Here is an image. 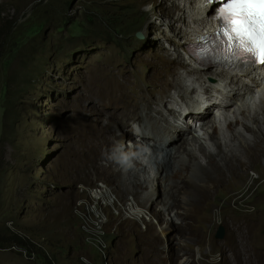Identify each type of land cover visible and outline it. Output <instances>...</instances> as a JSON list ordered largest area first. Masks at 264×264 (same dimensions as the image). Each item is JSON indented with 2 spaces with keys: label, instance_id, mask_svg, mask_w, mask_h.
Returning <instances> with one entry per match:
<instances>
[{
  "label": "rangeland",
  "instance_id": "374dc122",
  "mask_svg": "<svg viewBox=\"0 0 264 264\" xmlns=\"http://www.w3.org/2000/svg\"><path fill=\"white\" fill-rule=\"evenodd\" d=\"M151 1L156 0H0V264H48L44 254L56 264H83V258L99 263V254L84 244L81 222L75 216L76 200L83 196L79 186L98 182L110 185L124 205L133 196L145 213L109 216L110 264H224L225 255L235 254L243 264H264L263 144L258 142L257 155L239 153L242 166L232 162L236 176L216 184L203 180L210 186L206 188L210 197L195 213L191 210L183 216L181 208L169 209L172 222L160 200L165 213L158 209V201L142 200L152 183L136 180L142 183L138 192L119 185L130 180L110 159L122 154L131 161V153L139 155L140 138L135 133L121 144L119 129L110 126L112 147L100 145L98 155L82 150L87 141L83 129L98 133V111L106 113L95 110L84 95L82 78L88 68L113 58L110 67L118 83L128 73L132 83L142 84L145 67L132 62L137 52L149 45L159 60L163 48L174 58L165 39L172 12L158 5L165 13L151 10L147 5ZM136 31L142 32V40L136 38ZM171 66L175 72L169 79L186 74L184 66L167 63L164 72ZM97 92L96 85L90 88L92 96H99ZM97 107L102 108L101 103ZM81 118L84 126L76 134ZM131 123L136 122L128 123V131ZM233 128L252 138L240 125L234 123ZM233 128L226 125L219 133L229 137ZM229 150L241 152L238 144ZM197 155L204 165L200 152ZM141 163L146 171H157L154 163ZM193 179L188 184L192 199ZM219 226L225 229L221 240L215 238ZM30 241L39 243L41 252ZM237 263L234 256L233 264Z\"/></svg>",
  "mask_w": 264,
  "mask_h": 264
},
{
  "label": "bare ground",
  "instance_id": "6f19581e",
  "mask_svg": "<svg viewBox=\"0 0 264 264\" xmlns=\"http://www.w3.org/2000/svg\"><path fill=\"white\" fill-rule=\"evenodd\" d=\"M147 5L151 7V10H157L160 14L165 12L156 8V5L163 6L172 12V17L167 24L169 34L165 35V39L170 49L173 50L174 58H170L168 51L163 48L164 54L159 60L158 54L149 45L143 51L137 52L132 58V62L145 67L142 84L132 83L128 73L118 83L110 67L113 58H104L95 67H89L82 78L84 95H88V100L95 110L98 108L106 113L97 110L100 121L95 123V126L99 129L98 133L83 129L82 137L86 136L87 141L82 143L84 146L82 150H86L92 155H98L100 145H104L107 150L112 147L110 126L119 129L121 144L124 139L132 138L135 133L140 138L139 155L131 153L134 157L131 161H128L127 157L122 154L118 157L114 155L110 159L116 164V170L126 172L127 179L130 180V182L124 180L119 185L123 190L138 192V189L142 188V183H136V180L142 179L144 182L152 183L151 190L141 196L142 200L146 203L158 201L156 205L158 209L162 210L159 205L160 200L165 206L166 216L172 222L174 221L173 211L171 212L169 209L177 206L182 209V215L191 210L195 213L200 203L209 199L210 190H206V188H210V186L203 180L209 178L210 184H216L226 176L234 177L237 169L232 165V162H238L241 167L240 154L249 157L259 153L258 142L264 145V137L260 138V135L263 136L264 133L261 127V124L264 125V88L260 86L254 73L236 77L217 67H200L190 58L185 47L192 44L197 34H202V30L209 25V20L200 16L201 10H205L206 7L199 8L198 0H171V4H168L167 0H156L148 2ZM167 14L169 13L167 12ZM177 21L180 27L176 24ZM149 42L153 44L154 40L149 39ZM106 53H108V49ZM182 59L185 60V64ZM166 63L184 66L186 74L182 78L179 76L169 79L168 75L175 72V69L171 66L164 72ZM192 75H195L194 80L189 79ZM248 78L250 82H247ZM249 84L253 87H250ZM95 85L98 88L97 95L99 96H92L93 93H90V88ZM162 93L165 95L162 96ZM203 96L221 99L225 103L226 107L222 108L223 119L219 122L215 121L212 113L204 116L197 113L193 97L202 98ZM104 100H107V104L104 103ZM167 102L184 105L189 115L195 120H187L186 112L178 114L175 109L169 107V104L167 105ZM99 103L102 108L97 107ZM219 107H222V104ZM201 121L204 123L197 131L191 129L196 122ZM130 122L138 123L135 132L131 126L130 131L127 130ZM178 122L190 130L184 132L178 127ZM250 122L253 126L249 124ZM234 123L240 125L243 131L250 132L252 138L249 139L243 133L234 130ZM226 125L233 129L229 137L225 135L222 137L219 131ZM78 126L76 134L79 133L80 127L84 126L82 118ZM189 137H191L190 142L188 141ZM204 143L207 145H203ZM236 144L240 146L241 152L229 150ZM188 146L194 147V150L198 146L199 156L204 158V165L199 162L198 152L189 149ZM212 148H215L214 151ZM144 160L156 165L157 171L150 169L154 175L149 172L150 170L146 171V166L141 163ZM127 167H135L137 171L128 170ZM106 168L112 167L106 166ZM141 171H146V173L141 174ZM246 172L247 170H243L244 175ZM192 178H194L192 186L194 199H192L188 186ZM174 182H178L179 186H173ZM182 189H185L183 196L180 195ZM79 191L83 193V196L76 200L75 204V216L81 222L79 229L85 235L84 244L87 246L86 240H89L92 248L97 249L93 251L100 256L99 263L93 259L83 258V264H110L108 254L110 242L107 238L109 216L130 217L134 213L140 217L145 213L138 208L133 196L124 205L125 203L113 192L111 186L104 182L89 186L81 185ZM196 192L201 193L196 195ZM186 206L187 208H185ZM165 210L162 212L165 213ZM176 219L178 220V218ZM161 236L165 239L163 231ZM243 236L242 234L241 237L243 238ZM238 249L236 253H240ZM237 255L239 254L234 255L238 260L237 264H243ZM234 256L225 255L223 263L233 264Z\"/></svg>",
  "mask_w": 264,
  "mask_h": 264
},
{
  "label": "snow or ice",
  "instance_id": "6c2138e0",
  "mask_svg": "<svg viewBox=\"0 0 264 264\" xmlns=\"http://www.w3.org/2000/svg\"><path fill=\"white\" fill-rule=\"evenodd\" d=\"M216 5L215 33L198 38V55L264 64V0H205Z\"/></svg>",
  "mask_w": 264,
  "mask_h": 264
},
{
  "label": "clouds",
  "instance_id": "9594fccd",
  "mask_svg": "<svg viewBox=\"0 0 264 264\" xmlns=\"http://www.w3.org/2000/svg\"><path fill=\"white\" fill-rule=\"evenodd\" d=\"M199 1V8H201V6H205L206 7V9L205 10H201V12H200V16L202 17V18H204V19H207V20H209V25L205 28V29H203L202 30V34H200V35H198V38L199 37H201L202 35H204L205 33H208L209 32V28L211 27V18H212V15L215 13V7H216V5H210V6H207V3L206 2H204V0H198ZM197 38V39H198ZM197 39H194V42L193 43H195L196 41H197ZM189 45H191V44H189ZM188 45V46H189ZM188 46H186V47H188ZM186 47H185V51H186ZM187 52V51H186ZM193 60V62L195 63V64H197L198 65V63L194 60V59H192ZM172 104H174V103H171V105ZM131 125H132V128L135 130L136 128H138V123H131Z\"/></svg>",
  "mask_w": 264,
  "mask_h": 264
},
{
  "label": "water",
  "instance_id": "95a60500",
  "mask_svg": "<svg viewBox=\"0 0 264 264\" xmlns=\"http://www.w3.org/2000/svg\"><path fill=\"white\" fill-rule=\"evenodd\" d=\"M135 36L137 39H140V40L144 38V35L142 34L141 31L137 32ZM224 236H225V229L223 226H219L216 230L215 238L221 240L224 238Z\"/></svg>",
  "mask_w": 264,
  "mask_h": 264
},
{
  "label": "trees",
  "instance_id": "16d2710c",
  "mask_svg": "<svg viewBox=\"0 0 264 264\" xmlns=\"http://www.w3.org/2000/svg\"><path fill=\"white\" fill-rule=\"evenodd\" d=\"M137 32H139V31H136V33ZM136 35V34H135ZM107 229H109V228H107ZM19 241H20V239H19ZM30 243H32V244H34L35 246H37L38 248L37 249H35V250H39L40 251V244L39 243H37V242H34V241H30ZM29 251H31V246H28V247H26ZM41 252V251H40ZM31 253H33L32 251H31ZM44 257H45V259H46V262L48 263V264H50V262H51V264H56V262H55V260L52 258V257H48V256H46L45 254H44ZM41 259L45 262V260L41 257Z\"/></svg>",
  "mask_w": 264,
  "mask_h": 264
},
{
  "label": "built area",
  "instance_id": "2783aa9c",
  "mask_svg": "<svg viewBox=\"0 0 264 264\" xmlns=\"http://www.w3.org/2000/svg\"><path fill=\"white\" fill-rule=\"evenodd\" d=\"M87 241V246L90 248V250H97V249H94V248H92V246L90 245V243H89V240H86Z\"/></svg>",
  "mask_w": 264,
  "mask_h": 264
}]
</instances>
